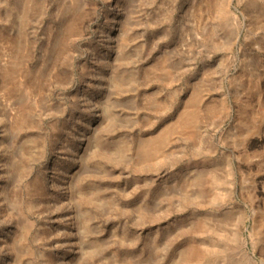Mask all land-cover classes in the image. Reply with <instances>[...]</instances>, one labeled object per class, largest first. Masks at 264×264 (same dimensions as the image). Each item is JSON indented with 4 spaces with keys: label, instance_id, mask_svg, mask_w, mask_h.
<instances>
[{
    "label": "rangeland",
    "instance_id": "rangeland-1",
    "mask_svg": "<svg viewBox=\"0 0 264 264\" xmlns=\"http://www.w3.org/2000/svg\"><path fill=\"white\" fill-rule=\"evenodd\" d=\"M0 264H264V0H0Z\"/></svg>",
    "mask_w": 264,
    "mask_h": 264
}]
</instances>
